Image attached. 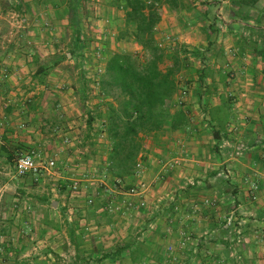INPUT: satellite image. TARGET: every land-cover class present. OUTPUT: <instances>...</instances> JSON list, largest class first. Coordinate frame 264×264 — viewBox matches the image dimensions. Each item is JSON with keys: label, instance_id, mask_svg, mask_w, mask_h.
<instances>
[{"label": "rangeland", "instance_id": "1", "mask_svg": "<svg viewBox=\"0 0 264 264\" xmlns=\"http://www.w3.org/2000/svg\"><path fill=\"white\" fill-rule=\"evenodd\" d=\"M195 1L179 0L182 4L180 9L183 4L191 7ZM11 2L13 0H0V7L9 9ZM247 6L239 9V14H249L251 11H246ZM178 13L165 7L162 12L165 23L157 24L158 41L168 52L176 53L183 66L177 74L178 89L165 106L170 112L182 108L188 120L192 114L199 117L208 105L211 110L215 102H219L220 118L226 117L229 128L232 125L237 128L234 118L227 113L237 112V108L245 104L243 99L246 95L240 93L247 91L237 93L238 85H233V82L250 77L248 70L239 69L240 62L247 61L240 50L246 49L249 44L245 37H239L238 53L231 38H219L213 32L204 35L199 32L196 22L191 24L197 27V34L185 35L192 28L187 32L182 30V25L190 27V24L184 23ZM198 13L196 15L200 18ZM177 16L181 18L179 22ZM5 24V29H10V25ZM109 24L110 20L102 22L98 28L101 31L106 27L109 29ZM73 25L75 21L73 24L69 18L66 27ZM53 27L48 21L42 23L49 36L48 44L52 48H60L56 56L60 55L64 62L57 71H53V75H49L51 70L45 69L58 58L51 54L44 63L46 68L33 66L29 72L20 73L21 81L31 75L42 81V86H33L36 89L34 97H25L24 93L18 96L22 99L13 103L22 117L16 129L34 128L38 133L30 142L13 137L9 139V144L6 142L7 146L0 135L1 264H8L6 242L11 238L24 237L30 242L58 238L55 230L47 232L39 228L41 220L46 224L50 222L53 229L57 225L53 217L49 221L51 214L57 212L55 201H59L61 215L66 222H75L78 230L75 242L82 245L80 254L98 250V254L115 252L119 256L125 254L121 252L122 248L130 245V249L138 247L141 255H155L154 261L148 264H264V228L253 226L252 222L254 217L264 216L262 210V214L254 211L264 202L251 198L248 188L245 195L238 197L225 166L221 174L223 179L217 183L204 177V174L209 176L215 172L213 165L206 170L200 169L203 168L200 166L192 178H187L183 164L185 156L181 149L173 153L151 154L159 166L154 170V165L145 167V164L151 163L146 162L149 156L145 154L144 144H155L162 153L163 148L158 146L167 142L172 130L143 136L144 159L141 158L140 165H136L134 178L115 180L110 176L105 159L110 150L106 114L108 98L100 86L103 65L115 50L130 52L139 60H144L146 54L129 39V33H125L120 42L117 41L118 27L117 35L110 33L104 37V34L96 36V33L101 34L95 30L96 25L93 29L83 25L80 28L82 40L75 41L73 45L67 41L70 33L66 28L64 34L66 32L67 35L61 38L53 35ZM120 28L124 30L123 22ZM49 32L52 33L49 35ZM69 50L74 53L73 62H65L64 52ZM168 63L169 60H165L162 67ZM9 72L5 67L0 69V82L7 78ZM239 101L241 104L237 105ZM10 102L9 99H1L2 109L11 106ZM26 107L41 115L35 117L29 114ZM76 112L83 123L90 117H97L94 121L99 126L88 130L78 124L76 126L81 131H75ZM245 117L244 111H238L237 123H244ZM233 130L226 128L228 133ZM31 149L37 150L42 157L54 158L55 166L49 173H41L36 178L16 174L13 166L15 155ZM75 181L78 183L76 189L72 186ZM131 188L135 189L132 193L129 192ZM89 199L92 200L90 203ZM69 217L73 221H68ZM94 225H102V228L94 229L98 233L85 235L90 232L85 228ZM103 238L110 240V244L106 247L100 244L101 247L95 250L91 249L93 244L90 241H84H102ZM128 261H123L126 262L123 264H129ZM130 264L136 262L130 259Z\"/></svg>", "mask_w": 264, "mask_h": 264}, {"label": "crops", "instance_id": "2", "mask_svg": "<svg viewBox=\"0 0 264 264\" xmlns=\"http://www.w3.org/2000/svg\"><path fill=\"white\" fill-rule=\"evenodd\" d=\"M11 3L12 7L10 6L9 9L3 6L0 7V69L5 67L11 72L6 75L7 78L3 82L1 81L2 83L0 82V103L1 99L4 98L12 101L10 102L11 106H7L5 109H2L0 105V135L5 143H8L9 139L13 137L19 141L30 142L38 132L34 128L19 131L16 129L17 124L22 121V117L18 112L20 110L14 109L13 103L22 99L18 96L24 95V93H26L25 97H34L36 89L33 86L36 85L39 88V86H42V81H38L31 75L26 80L21 81L19 74L29 72L33 66L46 68L47 65L44 63L47 62L50 55L54 54V57H58L56 54L60 53L59 47L52 48L48 44L49 36L43 30L42 23L48 21L54 25L53 35L61 36V38L67 35L66 32L64 34V28H66L70 33L67 41H71L73 45L75 44V29L81 28L83 25L89 26L90 29L95 28L93 26L96 25L95 30L101 32L98 35L96 33V36L104 34V37H106L110 33L114 35L116 33L117 35L116 28L121 29L120 25L121 22L124 23V15L122 10L112 4V0H109V2H106V0H13ZM246 4L249 5L246 7V11L251 12L249 14H239V9H244ZM165 7H168L172 12L177 13L178 11V16L182 17L184 23L190 24V27L182 25V30H185V32L192 28L185 35L197 34L195 29L198 27L199 32H203L204 35L213 32L219 38L229 37L235 47L234 50L238 53V38L245 37V41L249 45L246 49L240 51H243L241 54L244 56L243 59H247V61H241L239 69L248 70L250 77L233 82V85L243 87L240 89L237 86V93L240 90L241 92L247 91V93H240L246 95L243 99L245 103L243 107L237 108V112L227 113L229 117L234 118L237 128L234 125L229 128L230 124L227 123L229 121H225L223 124L219 121L221 109H217L214 113L216 118L211 116L210 105H208L207 110L202 112L199 117L192 114L193 116L188 117L189 119L184 127L169 134L167 142L158 146L163 148L162 153L157 145L144 144L145 154L147 153L149 156L146 162L151 163L145 164V167L148 168L147 165H154L152 168L154 170L159 166L156 163L157 159L154 156L151 157V154L173 153L182 149L185 156L183 164L185 165L184 171L187 178H192L195 175V170L200 166H203L200 169L206 170L207 167L213 165L216 169L215 172L209 176L204 174V177H207L210 182L215 181L217 183L223 179L221 174L225 166L230 174L231 182L235 185L234 188L237 189L238 197L239 195H245L248 188L251 198L260 199L264 202V0L253 2L246 0H196L191 4V7L184 4L182 9H180L182 5L173 9L163 2L160 6L161 20L159 23L161 25L165 23L162 14ZM197 11H199L200 18L196 15ZM68 16L73 24L75 21L73 27H66ZM180 17L177 18L178 22L181 20ZM198 19L201 21L198 22ZM109 20L111 23L108 25L110 26L109 29L106 27L105 30L101 31L98 25L102 22H109ZM5 21L10 25V29H5ZM195 22L198 23V26L192 27ZM105 25L107 26V24ZM158 26L155 32L157 40H159ZM69 28L71 29L68 30ZM51 33L49 32V35ZM129 39L141 49L132 37H129ZM121 40L122 38H117V41L120 42ZM117 51L119 50H115L111 54ZM71 52V50L64 52L66 55L65 62L74 61V53L71 54ZM54 61L45 69L51 70L49 75H53V71H57L59 65L64 62V60H61L60 55ZM105 65L106 61L103 65V72ZM202 98H204V95H202ZM240 102H237V105H240ZM214 107L221 108V104L215 102ZM26 111H29V114H33L35 117L41 115V113L35 111L31 112L28 107H26ZM238 111H244L246 114L245 121L242 124H238L236 121ZM75 117H77L75 118V131L77 132L81 131V128L76 126L78 124L81 127H87L88 130H94L95 126L98 125L94 121V118L96 120L97 117H90L84 123L77 112ZM226 128L228 131L234 129V132L228 133ZM213 129L219 130L217 137H214ZM236 130L237 132H235ZM7 143L6 146L9 144ZM105 159L107 160V155ZM41 199H44V196H41ZM50 202L53 203L54 200L51 199ZM55 203L57 206L54 209L57 212L51 214L49 221L53 217L57 225L53 229L50 222L46 224L41 220L39 228L47 232L55 230L58 238L54 239V237L45 241L36 240L35 242H30L29 239L24 237L20 239L11 238L6 242L9 251L8 264H29L30 262L34 264H123L126 263L123 262L125 260H129L130 264L131 257L127 254L119 256L111 253L98 254V250L95 249H99L100 244H102V247L108 246V243L110 244V240L106 241L104 238L102 241L84 239L85 242L90 241L93 244L91 249L95 251L80 254L79 248L82 245L75 242V233L78 231L75 228V222H66V218L61 215L62 210L59 201H55ZM256 207L255 212L260 214L264 212V204ZM68 219V221H71L72 217ZM252 222L253 226L264 228L263 215L254 217ZM101 228L102 225L88 226L85 229H90V232H86L85 235L98 233L99 231H94V229ZM153 259H155L154 254H143L134 258L136 264H148V262L154 261ZM0 261L2 262V260Z\"/></svg>", "mask_w": 264, "mask_h": 264}, {"label": "trees", "instance_id": "3", "mask_svg": "<svg viewBox=\"0 0 264 264\" xmlns=\"http://www.w3.org/2000/svg\"><path fill=\"white\" fill-rule=\"evenodd\" d=\"M163 2L173 9L182 5L179 0H112L124 15V30L120 29L118 37L129 33L146 54L144 60H139L130 52L112 53L106 60L100 80L101 90L108 98L106 114L110 150L107 171L115 180L134 178L136 165L143 158L144 135L177 130L187 122L185 110L170 112L165 106L178 89L177 74L183 66L179 56L168 52L155 36ZM80 33V28L75 29L76 42L82 40ZM165 60L169 63L162 67ZM217 109L221 108L210 110L214 118ZM219 121L223 124L226 117ZM212 131L217 137L219 130ZM121 252L134 262V258L142 254L138 247L130 249V245H125ZM113 254L118 256L115 252Z\"/></svg>", "mask_w": 264, "mask_h": 264}, {"label": "built area", "instance_id": "4", "mask_svg": "<svg viewBox=\"0 0 264 264\" xmlns=\"http://www.w3.org/2000/svg\"><path fill=\"white\" fill-rule=\"evenodd\" d=\"M161 45V43H160ZM5 76V75H3ZM6 105V103L4 104ZM20 127L23 126V124H19ZM1 144V140H0ZM140 164L137 163V166ZM13 166L15 169V172L19 176H33L36 178V176L40 175L41 173H49L51 169L55 166V160L51 157H42L41 154L35 150H23L18 152L14 159H13ZM78 183L75 181L73 182V188H77ZM134 188H131L129 192H134ZM89 203L92 201L91 199L88 200Z\"/></svg>", "mask_w": 264, "mask_h": 264}]
</instances>
